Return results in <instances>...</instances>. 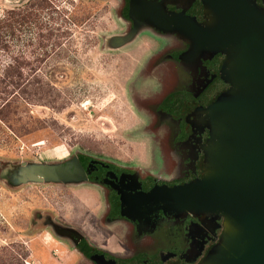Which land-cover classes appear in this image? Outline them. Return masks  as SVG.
Returning a JSON list of instances; mask_svg holds the SVG:
<instances>
[{"label": "rangeland", "instance_id": "obj_1", "mask_svg": "<svg viewBox=\"0 0 264 264\" xmlns=\"http://www.w3.org/2000/svg\"><path fill=\"white\" fill-rule=\"evenodd\" d=\"M28 1L0 0V15ZM146 1L167 16L181 14L204 27L213 20L203 0ZM247 1L264 14V0ZM46 2L51 7L42 10V23L60 28L63 36L42 38V63L34 62L37 55L31 57L29 49L30 65L18 68V84H0V257L23 264H222L217 256L224 233L234 232L223 214L160 211L143 227V219L125 216L122 205L124 195L155 187H180L216 176L237 179L225 159L229 153L221 154L232 151L224 145L232 137L226 132L224 139L223 122L208 119L207 112L230 90L226 70L230 61L239 60V49L193 55L189 38L175 32L187 41L180 55L186 66L179 63L185 73L170 82L163 58H154L150 49L141 51L144 38L156 42L165 32L139 16L131 0ZM8 61L0 54V73ZM32 70L42 80V100L26 98ZM214 72L228 88L207 108L184 113L178 125L169 116L174 111L169 105L191 107L193 97L213 82ZM212 84L206 92L217 88ZM163 91L167 106L156 108ZM13 95L16 99L6 104ZM178 133L184 151L179 142L173 144L175 137L180 141ZM193 141L201 145L200 156L186 147ZM74 160L88 173L85 181L40 180L46 168ZM251 170L250 179L238 180L243 188L259 175L264 178V170L259 175ZM117 179L126 187L116 193L108 186ZM201 222H215L217 228L212 223L211 236L192 244L188 234Z\"/></svg>", "mask_w": 264, "mask_h": 264}, {"label": "water", "instance_id": "obj_2", "mask_svg": "<svg viewBox=\"0 0 264 264\" xmlns=\"http://www.w3.org/2000/svg\"><path fill=\"white\" fill-rule=\"evenodd\" d=\"M203 2L213 16L205 27L181 14L167 16L160 6L146 0H131L134 11L156 28L189 38L193 55L204 50L239 49V60L230 61L232 67L226 70L231 76L230 90L207 112L208 119L223 122L222 137L226 138V132L232 137L231 143H224L232 151L223 150L221 154L229 153L225 159L237 179L216 176L180 187L126 194L123 214L141 221L160 211L221 213L234 232L224 233L217 260H223L222 264L226 259V264H264V178L259 175L264 170V14L247 0ZM219 152L220 148L216 154ZM252 167L254 174L259 170V176L243 188L238 180L248 179ZM41 174V181L86 180L77 160L64 167H48Z\"/></svg>", "mask_w": 264, "mask_h": 264}, {"label": "trees", "instance_id": "obj_3", "mask_svg": "<svg viewBox=\"0 0 264 264\" xmlns=\"http://www.w3.org/2000/svg\"><path fill=\"white\" fill-rule=\"evenodd\" d=\"M50 7L46 0H29L24 5L7 10L0 15V54H5L9 59L0 73V84H5L6 81L7 85L18 84L22 79V73L18 68L22 65H30L29 61L34 55H37L34 62L42 63V38L51 40L53 37L63 36L60 28L42 23V10ZM43 29L46 31L45 35H42ZM15 43L22 44V48L16 49ZM29 49H31L29 51L31 57L27 56ZM31 73L25 85L30 89L28 93H25L26 98L31 101L42 100V80L33 76L36 74L35 70ZM15 97L13 95L10 100L6 101V104L10 105V101H13ZM1 256L0 264H23L22 262L12 263L3 255Z\"/></svg>", "mask_w": 264, "mask_h": 264}, {"label": "crops", "instance_id": "obj_4", "mask_svg": "<svg viewBox=\"0 0 264 264\" xmlns=\"http://www.w3.org/2000/svg\"><path fill=\"white\" fill-rule=\"evenodd\" d=\"M159 34L161 37L160 36L156 37V42L151 40V39H149V40L145 39V38H144V40L142 39L143 45L141 46V48H142L141 51H145V50L150 49L149 51L154 56V58H156V57L161 58L162 57L163 58V61H162L163 65L162 66L167 67L166 72H168L169 75H171V79H172V81H170V82H173V80L179 78V75H183L185 73L184 70L179 66V63L183 66H186V64L184 62L185 57H181L180 55L182 53H184L182 51L185 47V44H186L185 42H187V41L185 40L184 36H182L178 33H175V32H165L163 34L162 33H159ZM169 89L170 88H168V85H167V87L164 86L165 92ZM164 91L162 92V95H161L163 97L162 103L160 102V104L156 108H158V107L160 108L162 106H167V105H165L166 101H165V97H164L165 96ZM198 95L199 94H197L196 97ZM196 99L197 98L193 97V103L196 102ZM172 110H174V111H172ZM156 111L154 112L155 114H156ZM169 111H172V112H170L172 114L169 113V116L172 117V120H174L176 123H178V125H180L181 121H182V116L184 115V113L179 110L178 103H174V104L171 103V105H169ZM173 117H175V118H173ZM177 136L179 139L180 133H178ZM179 140L180 141H177V137H175V139L173 140V144L176 145V147L179 145V147H180L179 149L182 151L183 149L181 148L182 147L181 144L183 143V141L181 139H179ZM186 140H187V138H186ZM177 142H179V144ZM195 145H196V143H195ZM195 145L194 144H192V145L187 144L186 147L188 149H190V151L197 152V151H194L196 148ZM179 179L180 178L176 179L174 182L179 181ZM133 223H135V222H133ZM150 224L151 223H149V222L146 224H144V222H143L142 226L143 227H149L147 225H150ZM136 227L139 228L140 225L138 223H136Z\"/></svg>", "mask_w": 264, "mask_h": 264}, {"label": "flooded vegetation", "instance_id": "obj_5", "mask_svg": "<svg viewBox=\"0 0 264 264\" xmlns=\"http://www.w3.org/2000/svg\"><path fill=\"white\" fill-rule=\"evenodd\" d=\"M193 8H196V4L195 5H193L192 6V9ZM196 13V12H195ZM194 13V14H195ZM190 14H191V12H190ZM196 18H197V20L198 21H201L202 19H201V14L200 15H196ZM216 62H214L213 64H212V67H214L215 68V66H216V64H215ZM206 68H207V70H208V72L210 71V69L206 66ZM203 72V71H202ZM207 72V73H208ZM214 76H213V82L212 83H214V85L217 87L216 89H213V90H211L210 92H206V90H208V88L210 87V86H212L213 84L211 83V84H209L208 85V87H206L205 89H204V91H202L197 97H195V98H197L196 99V102H194L193 103V105L191 106V107H187V108H183L182 106H180L179 107V105H178V107H179V110L181 111V112H183V113H186V112H188V111H193V110H196V109H200L201 107L202 108H207V106L209 105V104H211L213 101H214V99L219 95V94H221L222 92H224L227 88H228V86L224 83V82H222L221 81V79H220V76H219V73L217 72V73H212ZM194 126H195V122L193 121V122H191L190 123V127L191 128H194ZM200 128V124L198 123V129ZM203 139H205V137H206V133H204L203 135ZM195 142V141H194ZM196 143V142H195ZM197 145V144H196ZM197 148H198V150H197V152L199 153V156H200V154H202V150H201V145H197ZM80 167H81V165H80ZM81 169H82V167H81ZM82 171H83V169H82ZM75 174H77V175H79V173H77V172H75ZM83 174H84V177L87 179L88 178V173H85L84 171H83ZM80 177H82L83 178V176L82 175H79ZM83 181H85V180H83ZM109 185L110 186H108L109 187V189H111V190H113V191H115L116 193L118 192V189H120L121 188V186L123 185L124 187H126L125 185H124V183H121L118 179L117 180H111L110 181V183H109ZM129 191L131 192V190L129 189ZM145 191V190H144ZM162 212H159V214L160 215H162L161 214ZM164 216V215H163ZM160 218H162V217H156V219H160ZM145 220L146 219H143L141 222H145ZM125 221H127V220H125ZM212 223H213V226H214V228H217V225L215 224V222H211V223H205V224H203L202 222H201V224H199V228L197 229V228H195V230H194V232L190 235V234H188L189 235V242H191L192 244H195V243H193V242H197V244L198 243H200L201 241H204V236L206 237V235L207 236H211V233L210 232H213V230H211V227H212ZM134 225H136V222L134 223ZM201 228V229H200ZM213 228V227H212ZM183 230H184V226H182L181 228H180V231L185 235L186 233L185 232H183ZM169 252H171L172 253V251L171 250H169ZM168 253V252H167ZM167 253H164V254H167ZM106 258H108V259H110V257H106ZM126 260V259H125ZM117 261V260H116ZM145 262H147V261H145ZM145 262L143 261L142 262V264H145ZM167 262H164L163 264H166ZM117 264H119V263H117ZM127 264H129V262H127ZM131 264V263H130ZM157 264H160V262H157Z\"/></svg>", "mask_w": 264, "mask_h": 264}]
</instances>
